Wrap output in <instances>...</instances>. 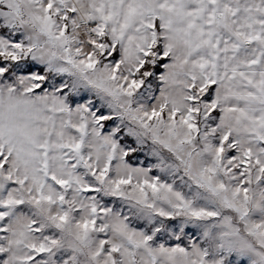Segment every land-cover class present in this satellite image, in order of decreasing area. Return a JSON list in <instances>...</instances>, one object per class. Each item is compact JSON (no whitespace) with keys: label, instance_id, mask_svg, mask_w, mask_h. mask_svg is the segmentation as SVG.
Returning a JSON list of instances; mask_svg holds the SVG:
<instances>
[{"label":"snow or ice","instance_id":"obj_1","mask_svg":"<svg viewBox=\"0 0 264 264\" xmlns=\"http://www.w3.org/2000/svg\"><path fill=\"white\" fill-rule=\"evenodd\" d=\"M0 264H264V0H0Z\"/></svg>","mask_w":264,"mask_h":264}]
</instances>
